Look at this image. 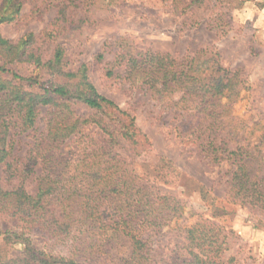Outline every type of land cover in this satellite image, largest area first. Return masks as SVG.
I'll use <instances>...</instances> for the list:
<instances>
[{"label":"trees","instance_id":"16d2710c","mask_svg":"<svg viewBox=\"0 0 264 264\" xmlns=\"http://www.w3.org/2000/svg\"><path fill=\"white\" fill-rule=\"evenodd\" d=\"M46 1L57 13L38 35L27 32L13 40L0 32V264H234L233 256L224 260L234 232L224 216L231 211L205 185L200 197L210 213L186 228L180 244L186 254L155 258L153 230L147 231L160 226L159 189L172 185L180 168L160 154L151 170L146 162L152 144L136 117L98 90L88 63L68 68L57 39L82 29L95 0ZM163 1L174 13L189 14L185 24L196 10H206V26L221 34L234 29L230 13L243 3ZM23 3L1 0L0 26L21 19ZM77 9L85 15L77 17ZM118 42L115 60L103 67L105 77L149 90L172 113L175 136L201 158L225 157L228 203L264 208V117L251 128L232 109L250 89L241 70L222 65L209 47L176 59L139 50L128 38ZM95 58L101 63L104 53ZM22 65L28 74L19 72ZM38 119L45 128L27 157L13 156V131H36ZM91 125L99 138L86 132Z\"/></svg>","mask_w":264,"mask_h":264},{"label":"rangeland","instance_id":"374dc122","mask_svg":"<svg viewBox=\"0 0 264 264\" xmlns=\"http://www.w3.org/2000/svg\"><path fill=\"white\" fill-rule=\"evenodd\" d=\"M242 1V5L230 13L234 29L221 34L206 26L208 12L202 8L196 10L192 20L185 24L189 14L174 13L163 0H95L86 8L89 18L82 29L73 34L64 33L57 39L65 47L69 69L75 70L81 63H88L90 78L98 90L136 117L137 125L152 144L153 153L146 162L149 168L152 170L160 154L168 156L180 168L181 173L175 171L174 183L161 185L159 189L163 217L160 226L153 229L154 225H151L147 231L153 230L154 256L161 261L185 255L180 244L186 228L197 218L210 213L207 203L200 197L201 185H205L211 189L216 202L231 211L230 215L224 216V222L234 230L228 239L229 248L224 260L233 256L234 264H264V208L228 203L230 166L225 157L212 161L201 158L195 147L183 144L175 136L172 113L153 101L149 90L119 85L118 81L105 77L103 67L106 62L115 60L120 50V42L116 41L121 37L130 39L139 50L159 51L176 59L192 55L199 48H213L222 65L239 68L247 78L250 89L242 92V97L233 102L232 109L248 121L249 127L257 128L264 117V0ZM56 13V7L50 6L49 1L24 0L23 17L1 25L0 32L13 40L27 32L38 35ZM76 13L77 17L85 15L79 9ZM99 52L104 53L101 63L95 58ZM18 68L23 75L29 72L26 65ZM46 110L47 107L42 108L40 118ZM85 110L80 107L79 112ZM37 121L36 131H13V156L27 157L34 139L45 128L44 119ZM86 132L94 138H99L101 133L95 125ZM140 163L139 168H145ZM0 174H3L2 167ZM152 191L156 194L158 189L153 186Z\"/></svg>","mask_w":264,"mask_h":264}]
</instances>
